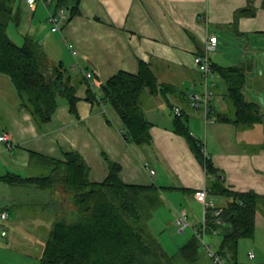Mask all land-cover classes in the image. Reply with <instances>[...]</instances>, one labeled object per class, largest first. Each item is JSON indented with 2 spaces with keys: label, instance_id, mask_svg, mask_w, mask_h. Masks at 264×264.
Instances as JSON below:
<instances>
[{
  "label": "crops",
  "instance_id": "1",
  "mask_svg": "<svg viewBox=\"0 0 264 264\" xmlns=\"http://www.w3.org/2000/svg\"><path fill=\"white\" fill-rule=\"evenodd\" d=\"M23 1L28 15L22 22L29 26L28 33L22 31L23 43L30 35L36 41L41 39L40 57L48 76L60 62L69 73L78 69L72 83L80 99L77 115L70 111L67 99L61 97L51 120L39 124L21 106L22 99L11 78L0 72V136L6 135L12 144L9 148L6 141L0 140V176L8 173L23 178L46 176L43 172L51 173L54 162L63 160L66 150H77L91 167V180L102 182L108 171L106 155L121 164L125 183L155 184L161 189L162 203L157 214H166V222L157 230L152 216L148 229L166 252V232L170 234L178 251L206 218L195 191L209 185L205 169L187 140L173 130V107L179 106L190 134L205 147L209 158L223 173L227 187L258 195L254 234L240 238L234 253L224 247L222 254L219 253L224 238L222 226L226 228L227 224L219 227L218 232L207 231L211 237H221H212V249L218 247L214 253L223 264L264 263V148L255 146L264 141L250 135L252 123L229 120L224 98L214 100L216 81L208 117L203 107H194L190 101L191 93L200 92L197 89L201 88L202 80L194 58L205 53L211 35L218 37L214 53H210L211 64L243 66L248 75L249 65L241 59L242 53L227 49L228 42L221 46L219 34L226 36L234 30L238 36L248 37L251 33L264 32V0H80V13L67 19L57 31L52 30L47 19L49 13L60 8L56 7L57 0L48 4L40 1L34 10ZM252 4L254 13L246 10L236 18L239 9ZM72 49L77 53L73 54ZM140 60L151 65L159 83L170 86L164 93L143 91L141 94V109L152 123V140L148 145H138L125 138L123 120L112 105L100 99L94 102L86 99L89 81L83 74V70L92 71L94 77L105 82L120 70L137 73ZM217 77L221 78L219 74ZM260 108L263 118L259 121H264L262 105ZM17 185L27 184H11L0 179V211L7 213V218L0 220V250H10L16 242L23 241L25 248L21 254L26 257V264H34L42 257L53 224L63 217L75 218V214L70 199L65 200L57 190L36 186L47 193L39 198L45 203L44 209L31 216L24 209L25 197L13 191ZM212 196L224 209L227 198ZM20 206L22 211L13 216L11 209ZM179 208L187 211L191 222L184 233L170 228L176 224ZM2 230L6 231L5 235L1 234ZM19 230L26 231L27 236ZM180 243L184 244L180 246ZM200 247L197 264H202L205 257L220 264L206 248L201 252ZM177 251L167 253L175 255ZM250 253L254 258L249 257ZM3 261L0 258V263Z\"/></svg>",
  "mask_w": 264,
  "mask_h": 264
},
{
  "label": "trees",
  "instance_id": "2",
  "mask_svg": "<svg viewBox=\"0 0 264 264\" xmlns=\"http://www.w3.org/2000/svg\"><path fill=\"white\" fill-rule=\"evenodd\" d=\"M79 1L57 0L56 7L65 8L71 20L80 13ZM14 2L0 0V72L11 78L22 99L21 106L28 109L39 124L51 120L60 96L67 99L70 111L77 115L80 97L73 85L74 77L63 63L54 66L48 76L38 42L26 37L25 42L18 45L10 38L8 25L15 17L19 19L13 14ZM253 6L239 9L236 18L246 10L254 13ZM212 67L227 83L228 96L237 111L235 121L262 120L259 104L249 101L244 92L245 68L215 63ZM93 80L97 87L91 88L88 82L86 99L92 102L100 99L112 105L123 120V135L128 141L150 144L152 123L141 109V94L143 91L164 93L170 86L159 83L151 65L142 60L137 73L120 70L105 82L94 75ZM173 130L185 137L203 165L209 193L227 198L222 214L227 227L221 225L224 238L219 253L224 254V247L234 253L240 238L254 234L258 195L227 187L223 173L204 155L202 144L190 134L182 116H174ZM105 159L108 171L102 182L91 180V167L77 150H66L64 159L56 160L46 176L23 178L11 173L0 176L11 184H35L57 190L65 200L70 199L75 218L63 217L53 224L42 257L34 264H197L201 243L195 234L175 255H169L148 229L152 211L162 203L161 189L155 184L125 183L121 178V164L106 155ZM207 219L208 232L221 227L215 225L212 213Z\"/></svg>",
  "mask_w": 264,
  "mask_h": 264
},
{
  "label": "rangeland",
  "instance_id": "3",
  "mask_svg": "<svg viewBox=\"0 0 264 264\" xmlns=\"http://www.w3.org/2000/svg\"><path fill=\"white\" fill-rule=\"evenodd\" d=\"M24 1L23 0H15L14 2V11L13 14L15 16V14L18 15L19 19H17L15 17V19L11 20L9 25H8V34L10 36V38L16 42L18 45H22L23 43V38H22V31L26 30V32L28 33V25H25L26 23H23L22 20L23 18H26L28 15V12L25 10L24 8ZM22 22L21 25H19L18 23ZM25 25V26H24ZM220 36V42L219 44L221 46H223L226 42H228L227 45V49H231V51H240L242 53L241 59L247 63V65H249V71H248V75H247V83L245 86V94L246 96L249 97V99L251 101H257L258 103H260L262 105V109L264 111V32L261 33H251L248 35H236V33L234 32V30H232L231 32L227 33L226 36L223 34H219ZM29 37L35 39L34 35H30ZM41 39L37 40L38 43H40ZM214 53L211 52V54ZM70 72L72 73V76H76V74L78 73V69L76 70H70ZM215 81L217 82V88H216V95L214 97V100L217 101L218 98H224L226 104L228 105V108L226 109V116L230 119H236L237 118V111L235 106L233 105L231 99L228 96L227 93V83L223 78H219V77H215ZM198 91L200 90L199 93H203V88L201 86L198 87L197 89ZM212 97V98H213ZM61 98V96H60ZM261 105L259 106V109L261 110ZM264 121H256L252 124H250L252 127L251 128V132L250 135H252L253 137H259L261 138L262 141H264ZM256 135V136H255ZM255 146L260 147V148H264V143L258 145L257 143L255 144ZM50 171L47 170L46 172H43L45 174H50ZM16 188H14L15 193L20 197H25L26 201H23L24 204V209L26 210V212L33 216L36 215L35 212L39 211L40 209L43 208L44 206V201H42L43 199L39 200V198H42L47 192L36 187V185L33 184H27V185H17L15 186ZM162 195V194H161ZM17 208V207H16ZM11 209L12 212H10L13 216L15 215V213L19 212V210H21V206L19 207V209L17 208ZM161 208V206H159L156 210L152 211L153 214L152 216H154L155 218V224L156 227L158 228L157 230L161 229V226H163L162 224L164 222H166V214H164L163 212H160L158 215L157 211ZM44 209V208H43ZM46 209V208H45ZM22 211V210H21ZM152 219V218H151ZM160 228V229H159ZM171 231H178V227L175 224V226H171ZM169 228V229H170ZM189 227H187L185 229V231H188ZM17 231V230H16ZM154 231V229H153ZM167 231H169L167 229ZM19 233L27 236L26 231H18ZM25 232V233H24ZM166 237L167 238V252L169 254H174L177 249L179 247H177L174 242L173 237L170 236V234H168L166 232ZM212 237H216L215 239H219L221 238L220 236H212ZM212 237L211 234H206L205 238L208 244H212ZM182 244L184 243H180V246H182ZM22 248L24 247L23 241H18L15 243V245L12 247V249L10 250H0V258H2V260H4L2 263L0 264H26L27 259L26 257H24L21 253H22ZM217 246H213V251L216 252L217 251ZM203 249H205L204 245L202 244L200 247L201 252H203ZM37 258V257H36ZM39 259H36L34 262H38ZM202 264H214L213 260L205 257V259L201 260Z\"/></svg>",
  "mask_w": 264,
  "mask_h": 264
},
{
  "label": "built area",
  "instance_id": "4",
  "mask_svg": "<svg viewBox=\"0 0 264 264\" xmlns=\"http://www.w3.org/2000/svg\"><path fill=\"white\" fill-rule=\"evenodd\" d=\"M40 1L43 2L44 4H48L50 2V0H26L31 10H34ZM47 19L52 25V30L57 31L61 28V25L68 19L67 10L65 8H59L57 12L49 13ZM217 42H218V37L216 35H211L206 41L205 53L198 54L194 58V63L201 72V76H202L201 86L203 88V93L202 94L199 92L191 93L190 101L192 106L194 107H199V106L203 107V109L205 110V117H208L209 110L211 108V99L214 95V89L216 87L215 77L218 76V74L213 70L210 59V53L215 50ZM72 52L73 54L77 53L75 49H72ZM83 74L85 78L89 81L91 88L95 89L97 86L93 80V72L89 70H83ZM173 112L175 116L182 115V110L179 106H174ZM191 135H193V133H191ZM0 140L6 141L7 146L11 148L12 144L7 140L6 135H1ZM202 151L204 155L207 158H209V155L204 146L202 147ZM151 173H154V171L151 170ZM195 197L199 202L203 204L205 208L206 218L204 219V222L201 225V227L194 228V234L207 249L208 254L216 262L223 264L220 257L216 253H214L212 249V245L207 243L205 236L207 234V229H208L207 215L209 213H212L214 217L215 225L221 226L224 224V220L222 217L224 209L216 204L213 196L209 193L206 187L197 189L195 191ZM6 218H7V213L4 211H0V220H4ZM175 223L180 233H184L187 227H191L189 215L186 210L182 208L176 209ZM218 231L219 228L213 229V232H218ZM1 234L5 235L6 231L2 230ZM249 257L251 259L254 258V254L250 253ZM253 264H264V263H253Z\"/></svg>",
  "mask_w": 264,
  "mask_h": 264
}]
</instances>
